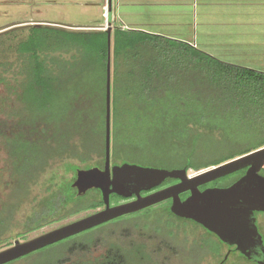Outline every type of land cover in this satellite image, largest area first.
Listing matches in <instances>:
<instances>
[{
	"label": "trees",
	"instance_id": "16d2710c",
	"mask_svg": "<svg viewBox=\"0 0 264 264\" xmlns=\"http://www.w3.org/2000/svg\"><path fill=\"white\" fill-rule=\"evenodd\" d=\"M24 31L29 34L12 37ZM107 60V30L33 25L0 34V83L7 81L10 93L0 99V141L7 156L0 173V250L82 212L105 208L99 189L80 194L74 182L80 170L105 168ZM14 70L20 85L11 89L3 74ZM111 93V165L139 153L138 139L152 147L153 134L170 126L176 135L187 132L194 146L202 132H218L221 124L264 119V73L222 63L183 41L115 24ZM263 147L264 142L205 164L184 153L186 162L166 170L198 173ZM245 173L201 189L228 188ZM177 181L167 179L161 188ZM128 199L110 196L112 205ZM171 204L119 217L8 264H173L177 253L163 237L168 220L203 227L176 217ZM103 229L105 237L84 236ZM102 241L103 252L91 255ZM220 251L215 252L219 264H228L232 254Z\"/></svg>",
	"mask_w": 264,
	"mask_h": 264
},
{
	"label": "water",
	"instance_id": "95a60500",
	"mask_svg": "<svg viewBox=\"0 0 264 264\" xmlns=\"http://www.w3.org/2000/svg\"><path fill=\"white\" fill-rule=\"evenodd\" d=\"M103 5L108 21L105 168L78 171L74 186L80 194L90 189H99L104 198L105 208L35 238L23 242L16 241L13 246L0 251V264L11 263L104 223L168 200L172 201L170 210L176 217L194 221L216 235L221 242L236 246L237 250L250 261L264 264V242L258 230L256 217V213H264V176L261 175L264 168V148L199 172L193 177L185 170L146 168L129 163L111 168L113 0H104ZM33 25H52L72 30H102L98 27L76 28L39 22L7 27L0 30V34ZM245 169L246 174L228 188L212 187L203 191L200 189L202 186ZM167 179L178 180V183L146 196L142 195L144 191L160 187ZM186 193L190 195L183 200L181 195ZM112 194L124 198L133 196L135 198L112 206L110 202Z\"/></svg>",
	"mask_w": 264,
	"mask_h": 264
},
{
	"label": "rangeland",
	"instance_id": "374dc122",
	"mask_svg": "<svg viewBox=\"0 0 264 264\" xmlns=\"http://www.w3.org/2000/svg\"><path fill=\"white\" fill-rule=\"evenodd\" d=\"M102 3H104V0H0V30L17 24L39 22L76 28L98 27L102 28V30H107V15L106 12L104 13L105 9H102L100 6ZM113 25L114 23H112L111 28H113ZM18 34H29V31L16 33L12 35V37ZM12 62L14 61L12 60ZM0 72H2V69H0ZM14 73L15 70L12 72L13 75L11 72L10 74H3L4 77L8 78L7 80L12 86L11 89L17 88L20 85L18 84L19 82L16 81L19 76L17 75L15 77ZM9 94L7 81L0 83V99L8 98ZM252 119L235 126L232 124H221V130L219 129V131L215 133H206V131H204L202 132V136L195 141L194 146L189 144L187 132L181 130L179 134L176 135L177 130L174 129L173 126H170L169 130H166L162 134H153L152 147H147L148 143H143L141 139H138L139 143L136 144L141 146L139 153L127 155L130 158L127 159L125 164L129 163L140 167L155 169L174 168L186 162L184 153L191 155L193 160L199 164L208 162L213 163L218 158L226 159L225 157L230 154H238V151L264 142V119L262 121L258 118ZM180 128L184 129V126H180ZM129 152L128 150L125 154H129ZM6 157V152L0 141V173L4 172L6 169ZM95 158L98 159V157ZM113 158L114 156L111 155L112 163ZM147 161L151 162L152 165H149V163L146 164L145 162ZM262 173L264 174V170ZM196 174L197 173L194 171L188 173V175L192 177ZM3 175L5 178L4 173ZM35 193L37 192L35 191ZM95 212L96 211L82 212L61 223H56L31 233L27 238L28 240L35 238L87 217ZM164 224H166V222ZM167 225V230H170L167 232L168 234L165 232V236L163 237L165 238V242L171 245L177 253V256L173 258V264H219L215 252L220 248V252L223 255L226 253L227 249L224 246H218V239L215 236H212L205 229L196 226L193 222H180L172 219L168 220ZM167 225H165V228ZM257 226L264 242V215H258ZM105 231V229L96 230L84 236H104ZM18 241L23 242L22 240ZM103 241L99 243L97 248L92 250L91 255H98L103 252ZM228 264L254 263L243 258L237 252H234Z\"/></svg>",
	"mask_w": 264,
	"mask_h": 264
},
{
	"label": "crops",
	"instance_id": "0c3cea01",
	"mask_svg": "<svg viewBox=\"0 0 264 264\" xmlns=\"http://www.w3.org/2000/svg\"><path fill=\"white\" fill-rule=\"evenodd\" d=\"M112 23L264 73V0H113Z\"/></svg>",
	"mask_w": 264,
	"mask_h": 264
},
{
	"label": "flooded vegetation",
	"instance_id": "af4514ba",
	"mask_svg": "<svg viewBox=\"0 0 264 264\" xmlns=\"http://www.w3.org/2000/svg\"><path fill=\"white\" fill-rule=\"evenodd\" d=\"M112 163V162H111ZM125 164V163H124ZM123 165V164H122ZM115 166H121V165H114V164H112L111 165V168H113V167H115ZM96 168H98V167H96ZM99 169H101V170H103L102 168H99ZM245 171L247 172V170L245 169ZM246 174V173H245ZM176 183H178V181L176 182ZM176 183H174V184H176ZM174 184H172V185H174ZM162 186V185H161ZM161 186L160 187H158V188H156V189H154V190H151V191H144V192H142V195L143 196H146V195H148V194H151V193H153V192H155V191H158V190H160V189H163V188H165V187H168V186H165V187H162L161 188ZM171 186V185H170ZM203 187V186H202ZM201 187V188H202ZM200 188V189H201ZM207 188H212V187H207ZM207 188H204V189H201L202 191L203 190H206ZM144 193H146V194H144ZM135 197H132V198H130V199H128V200H124V201H122L121 203H124V202H127V201H131V200H133ZM188 198V197H187ZM186 198V199H187ZM112 205V204H111ZM113 206V205H112ZM99 210H102V209H99ZM97 212V211H96ZM258 215H264V213H256V217L258 218ZM225 244V243H224ZM225 248L227 249L226 250V253H227V257H229V256H231V254H233L234 252H237L238 254H240L241 256H243L238 250H237V247L236 246H229V245H227V244H225ZM249 260V259H248ZM250 261V260H249ZM250 262H252V261H250ZM252 263H254V262H252ZM254 264H256V263H254Z\"/></svg>",
	"mask_w": 264,
	"mask_h": 264
}]
</instances>
